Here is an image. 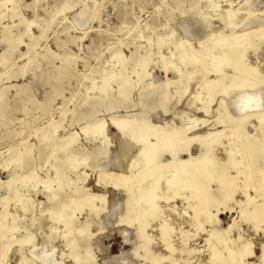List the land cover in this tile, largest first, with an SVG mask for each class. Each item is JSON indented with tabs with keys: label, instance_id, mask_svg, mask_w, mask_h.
I'll return each mask as SVG.
<instances>
[{
	"label": "rangeland",
	"instance_id": "obj_1",
	"mask_svg": "<svg viewBox=\"0 0 264 264\" xmlns=\"http://www.w3.org/2000/svg\"><path fill=\"white\" fill-rule=\"evenodd\" d=\"M219 33L227 46L245 47L243 61L262 81L245 91L257 92L260 107L237 112L233 100L240 90L216 94L217 59H206L205 77L202 66L187 58L184 79L174 71L181 56L208 49ZM115 54L121 55L122 67L111 61ZM219 69L228 83L232 67ZM118 72L125 80L121 93L120 79L109 77L100 100L94 89ZM1 92L0 264H22L20 248L26 264H44V259L46 264H225L210 259L207 239L213 229L234 250L241 247L238 235L249 243L253 254L241 264H264V220L254 218V204L244 205L242 190L246 185L255 197L250 187L264 170V153L253 144L264 141V117L260 122L257 117L264 113V0H0ZM97 103L102 105L95 109ZM150 106L154 110L148 112ZM193 118L205 122L190 123L193 128L183 132ZM130 119L155 126L154 133L175 132L176 161L231 157L238 163L227 166L233 189L221 186L215 175L198 179L195 194L181 185L172 197V189L162 186L171 198L155 200L154 216L136 219L134 208L144 207L140 201L155 177L144 172L136 185L139 144L112 127L113 121ZM96 122L105 124V144L82 132ZM70 135L74 142L62 149ZM184 143L189 153L181 152ZM247 143L251 149H245ZM103 148L105 163L92 164L90 152ZM249 150L259 154L251 166L245 158ZM169 160L168 155L157 159ZM166 171L168 179L172 170ZM86 194L95 196V211L83 201ZM205 195L209 205L200 210ZM57 215L63 220L58 224ZM163 220L173 229L170 243L176 251L165 250ZM219 250L227 258L223 246Z\"/></svg>",
	"mask_w": 264,
	"mask_h": 264
},
{
	"label": "bare ground",
	"instance_id": "obj_2",
	"mask_svg": "<svg viewBox=\"0 0 264 264\" xmlns=\"http://www.w3.org/2000/svg\"><path fill=\"white\" fill-rule=\"evenodd\" d=\"M222 19L224 20V19H226V17L221 18V20ZM227 19L229 20V23L231 26L233 23L234 15L229 14L227 16ZM242 33H244V32H242ZM213 34H214L213 31L207 33V35L210 37ZM244 37H245V35H242V36H239L238 39L240 40V38L242 39ZM238 39H236V40H238ZM225 42H226L225 37H223L219 33L217 40L210 47L208 46L209 47L208 49L206 47H203V46L201 47L200 50H197V51L190 49L187 54L184 53L185 55L180 57V65L179 66H173L174 67L173 69L178 74L180 79L181 78L184 79L182 66H184V65L186 66V62H185L184 58H187L188 61L197 62L198 64H200L202 66L203 75L205 77L208 73V70L206 67L207 66L206 59H208V58L217 59V64H216V67H214V72L220 73V74H216V75H219V77L213 82L215 85L216 94L219 93L222 95H227V93L231 89L240 90L242 95L238 96L236 101L233 100L235 110L237 112H240V111L244 110L245 108H253L254 109V108L258 107L260 104L257 101L258 100L257 96L255 95L257 92L255 94H247L245 89L246 88H253L257 85H260L262 83V81L258 77L257 71L255 69H253L252 67H250L249 65H247L243 61L244 60V49H245V47L241 46L240 44L227 46L225 44ZM111 61H113L119 67H122V65L124 63L121 55H118V54H115L114 56H112ZM223 66H228L230 68L232 67V69H233V74L229 77L228 83L224 82V80L227 77L219 69L220 67H223ZM120 74H121L120 72H118L117 74H114V75L109 74V76L104 77L102 79V85H100L99 87L94 89V93H96V95L99 97L100 100L105 98V96L107 94V91H108L107 81H108L109 77H114L116 79H120V83L118 85L117 92L121 93V90L123 89V86H124L123 83L125 82V80L123 77L120 76ZM189 78L190 77L187 75L186 79L188 80ZM250 91H252V90H250ZM192 101H193V99H192ZM260 101H261V99H260ZM198 103H199V101H198ZM101 105L102 104L97 103L95 109L100 108ZM153 110L154 109L152 106H150L148 108V112L153 111ZM249 110L251 111V109H249ZM258 110L259 109H257L256 111H258ZM253 111H255V110H253ZM2 112H3V92L0 93V116H1ZM257 117L259 118L258 120L260 122L262 120V118L264 117V113H258ZM188 122L189 123H187L185 126L182 127L183 132H187L193 128L192 125H189L190 123H193V124L195 123V125H193V126H198L200 124V122L204 123L205 121H200L197 118H193V119H188ZM112 127L114 129H116L118 131V133H120L121 136L129 138L131 141H134L137 144H139V154L138 155H139V158L141 160V163H140L141 165L136 168L137 173L134 172V173H136V174H134L135 179H136L135 181L137 182L136 185H138L140 183L144 172L145 173L148 172L147 176H150V179L153 176L155 177V180L153 181V185H152L153 188L148 189L147 192L145 193L146 198L144 197L140 201L144 207L142 208V207H140L142 205H140L139 207H137V209L134 208V211L137 212L136 219L143 221L145 219V217H147V216H154L158 212V209L155 206V200L163 199V200L167 201V200H169V198H171V197L167 196L166 192L161 188L162 186H166L168 189H172V194H173L172 197L179 194V191L181 189V185H185L193 194H195L196 192H198V189H199L197 187L198 179H200L202 177L203 178L206 177L207 179L209 178V180H210V178H212V176L215 175L217 177L216 178L217 182L221 186L226 187V189L227 188L233 189L232 181L231 180L228 181V180L233 179L234 177L227 175V172H228L227 166L229 165V166L233 167V166H236L238 163H236V161H234L231 157L228 158V160L225 162H219L214 157H207L206 155L199 157V158H196V159H193L192 156H189L188 159H185L182 161H176V159H175L176 152H174V149L178 146L179 140H177L178 138H177V134H175V132L172 131L171 133H165V132H158L157 131L154 133L153 130L156 129L155 126H150L147 124V122L142 123V122H138L137 120H134V119L122 120V121H118V122L113 121ZM105 131H106L105 124L100 123V122L92 123V124H90L87 127L82 129V132L86 137H91L92 139H102L103 144H105V142H106ZM209 137L212 138L213 135H210ZM149 138H152L153 140H151V139L149 140ZM188 139L190 141L194 140L192 138H187L186 140L188 141ZM263 140H264V137H263ZM242 141H245V140H242ZM65 142L66 143L62 146V149L65 148V146H68L74 142L73 135H70L66 139ZM253 144L257 147L258 151H260L261 153H264V141L259 142L258 140H256ZM246 145H245L246 150L251 149L250 143H247ZM208 146H209V144H208ZM234 147H235V145H234ZM181 152L189 153V148L187 147V144H185L184 150H182ZM107 153H108L107 149H105V148H103L102 152H100V151L97 152L96 150L93 149L89 154V156L91 157V163L92 164L93 163L99 164L102 161H104V163H105V160L107 158ZM165 155H168V157H170L169 161H167V162L157 161V159L164 157ZM258 156H259L258 153L255 155L251 150H249L248 156H245V158L247 157V159H248L247 160L248 162L246 161V163H248V166L249 165L251 166V164L255 163L258 159ZM70 157H73V156H71V155L67 156L69 162H70V160H69ZM238 162H240V161H238ZM77 167H78V165L73 167V169H75ZM238 167H239V165H238ZM240 167H241V163H240ZM166 168H168L169 170H172L171 171L172 174H170V178H168V179L165 178V172H167ZM248 170H250V169H248ZM240 173H241L240 171H237V174H240ZM258 173H259V177L261 178L260 182L256 183V185L250 187V189L252 188L251 190L255 191V197H251L247 193V190L249 188L246 185L243 186L242 190H244L243 192H244V197H245V201H244L245 204L244 205L247 206L249 204H254V206L252 208V214H253L254 218L255 219H261L263 221L264 220V170L259 169ZM31 176H32V174L27 175L23 178H24V180H29L32 178ZM121 178H122V182H120V183L125 182L124 181L125 178L124 177H121ZM142 180H144V179H142ZM148 180H149V178H148ZM11 181H12V179L8 181V184H10ZM118 183L115 185H119ZM159 183H162V184H159ZM218 183H216V184L218 185ZM178 186H180L179 187L180 189L178 188ZM221 186H219V187H221ZM7 187H8V185H7ZM45 188L47 189L46 186H45ZM80 189H82V188H80ZM141 189H139V190H141ZM230 189H228V190H230ZM158 190H160L159 195L157 194ZM135 191H137V190H135ZM74 192L75 193L79 192V189H77V190L75 189ZM94 197L95 196L88 195V194H86V196L83 197V201L86 202V205L91 209V211H95V208L93 207V204L91 203ZM136 197H138V196H136ZM141 197H143L142 194H141ZM141 197H139V198H141ZM182 197L184 199H186L184 196H182ZM205 199H206V203H209L208 197H207V195H205L204 198L202 200H199V202L197 204V207L200 210H201V208L204 207L202 205H205V206L209 205V204L208 205L205 204V202H204ZM19 203H21V202H19ZM127 213H129L128 210H126V214ZM242 215H244V216L246 215L244 210L242 211ZM61 221H63V220H62V216H60V215H57L53 219V222H55L57 224L60 223ZM254 221H256V220H254ZM230 227L231 226H229L228 229H230ZM10 229H12V228H10ZM160 231H161V237H162L164 246L166 248L165 250L166 251L169 250L170 252L176 251L177 249H175L173 247V245H171V243H170L171 233L173 232L172 227L169 226L166 223V221L163 220V222L160 224ZM179 232H180L181 237H182L183 231H181L179 229ZM219 233L220 232L218 230H215V229L211 230L208 233L207 241L209 243L208 242L207 243L210 244L209 248L211 250V255H210L211 261H214V262L220 261V262H223L225 264H241L245 258H248L253 254L252 250L250 249L249 243L243 242V241L241 242L240 241L241 237L239 235L237 237V242L241 243V247L240 248L238 247L236 250H234L230 246L231 241H229V240L227 241L226 239H221L220 237H218ZM214 238H215V241L210 242L211 239H214ZM180 244H181V247L178 251L180 253L186 252V248L184 246L185 238L180 239ZM220 245L223 246V249L228 252L227 258L224 257L222 255L221 251L219 250ZM47 259H49V258L47 257ZM47 262L48 261L46 260V262H45V259H44V264H46ZM20 263H22V264L27 263L25 256H24L23 248H20ZM55 264H57V263H55Z\"/></svg>",
	"mask_w": 264,
	"mask_h": 264
}]
</instances>
